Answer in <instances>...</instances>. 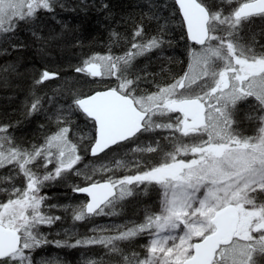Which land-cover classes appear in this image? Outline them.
I'll return each mask as SVG.
<instances>
[{"label":"snow or ice","instance_id":"1","mask_svg":"<svg viewBox=\"0 0 264 264\" xmlns=\"http://www.w3.org/2000/svg\"><path fill=\"white\" fill-rule=\"evenodd\" d=\"M56 7L85 15L90 9L103 12L108 50L93 51L90 44L81 52L75 74L95 83L86 90L67 89L68 103L60 101L64 83L42 90L53 78L60 81L61 73L33 66L23 119H13L18 112L0 115V165L7 170L0 177V192L6 195L0 199V264H54L36 254L49 244L84 247L80 259L56 264H264V0H138L125 10L110 0H0L5 79L19 64L4 58L28 47L16 33L27 28L31 42L42 44L43 55L47 39L36 26L37 15ZM56 22L59 32L50 29L51 35L77 33L71 17L57 16ZM173 28L183 33L178 39L187 66L179 60L178 67L167 69L168 77L157 80V74L145 71L147 65L138 68L135 58L153 49L163 58L165 36ZM121 42L127 49L113 50ZM175 43L167 41L170 50ZM241 104L248 105L249 121L259 125L254 135L238 127ZM74 110L86 117L84 124L76 121ZM34 114H42L38 127L50 133L38 145V137L29 143L17 135V126ZM129 140L135 142L125 152L112 150ZM89 149L94 159L111 153L115 160L130 152L139 162L112 164L130 168V174L68 180L73 193L88 197L78 205L46 204L50 196L42 192L44 185L67 177ZM145 152L161 156L139 159ZM138 184H158L162 190L156 210L145 206L139 223L93 225L90 236L76 232L75 223L67 229L61 225L56 235L67 232L64 239L49 240L41 231L66 220L56 210L72 207L74 221L109 208L116 212V204ZM138 235L147 237L142 245H132L140 251L121 246ZM97 245L105 251H92Z\"/></svg>","mask_w":264,"mask_h":264},{"label":"rangeland","instance_id":"2","mask_svg":"<svg viewBox=\"0 0 264 264\" xmlns=\"http://www.w3.org/2000/svg\"><path fill=\"white\" fill-rule=\"evenodd\" d=\"M42 11H44V10L42 9L40 12H42ZM50 11L53 14V15H51V17L45 18L40 13H38V15H37L36 26L39 30L42 31L41 35L46 37L47 48L43 52V55H41L42 54L41 51L38 50L41 47L37 48L35 52L37 53L36 57L39 56L38 57V61L40 63L39 68H42L43 66L46 65L47 67H49L50 70L60 72L61 73V80L56 81L53 78V80L49 84H46L44 86V89H42V90H46L48 88H55L57 83H64L66 86V91H65V93L60 94V101L62 103H68L69 99L66 100V98H68V97H66L67 89H72V90H76L78 88L80 89V86H82L83 82L87 81V82H90V84H93V83H95V81L92 80L90 77L88 79H84L85 74H80V76H77L75 74L77 67H79V60L83 59V57L80 55L81 52H83V51L80 50V51H76V53H74L73 51L70 50V47L67 48V41L65 43H63V45H64L63 46L62 44H60V39H62V38L53 36V35L48 33V30H50V29H49V26L45 25L46 20L49 19L51 25L53 23L58 25V23L56 22V16H59V17L65 16L64 14L66 13L67 10H63V9H60L59 7H56L55 9L50 10ZM165 14H167V11L165 12ZM177 31H179V30L177 29ZM57 32H59V31H57ZM70 32L71 31H69L67 34H63V38H65L67 36L72 38L73 37L72 35H74V34H72V32L71 33ZM16 34H20V36L19 35L17 36L20 39L23 35H27L28 41L32 40V37H31L32 34L27 28H21V30ZM0 42H2V41H0ZM12 42L15 43L16 41H12ZM38 43H40V42L38 41ZM73 44L78 45L77 42L75 41V39H74ZM107 50L108 49H104V50H100L99 52H103V51H107ZM150 52L152 53L151 55H148L147 53H141L139 56H137L135 58L136 62H138L140 60L143 63H145V62L147 63L148 61H151L152 67L147 65V67L145 68V71L147 73H149V71H152L153 68L157 67L159 63H164L166 60H168V58H170L169 47L167 46L166 40H165V55L163 58H161L159 53H157L154 49L150 50ZM63 55H64V57H63ZM4 59H7V58H4ZM137 64L138 63H136V65ZM184 66L185 67L187 66L186 59H185ZM20 68H21V66L19 65V67L16 69V71L13 72L7 79H5V80H8V81H6V83L10 84L11 83L10 80L12 78L19 80ZM67 70L68 71L70 70L71 74L66 75L65 72ZM1 73L2 72H0V74ZM150 73H152V72H150ZM68 75H70V76H68ZM29 76L31 77V75H29ZM23 78L24 77H22V79ZM149 79L151 80V77H149ZM104 82H106V81H104ZM74 84H76L75 85L76 87L74 86ZM4 86H7V85L5 84ZM8 86H10V85H8ZM152 90H154V86H153ZM48 95L51 96V92H48ZM247 109H248V105H245V104L240 105L241 123L238 125V127H240L245 132V134L254 135L256 133V131H258L259 125L256 124L255 121H249V119L245 115L247 113ZM41 115L42 114H37V117H39V119H40ZM74 115H75L76 121L78 123L84 124L86 122V119L81 120L79 117L76 116L75 110H74ZM88 123H90V121ZM52 130L54 131L55 128H52ZM23 134H24L23 137L24 136L28 137V135L30 134V136H33V138L36 134L37 135L36 137H38V141H37V145H38L39 143H42L44 141V137L50 133L42 130L39 127V129L37 128V130H33V131L25 130L23 132ZM19 135H21V134H19ZM77 135L82 138V142H87V137L83 133H78ZM20 137L22 138V136H20ZM142 139H152V138L151 137H145ZM31 141L29 143H31ZM134 142L135 141L129 140L127 143L123 144L120 148H113L112 150L113 151H122V153H123L126 151V149H123V148L131 146V144ZM165 144H167V141H165ZM141 146L143 148H147V145H141ZM168 150H170V147L164 148V151H168ZM88 152H89V150L87 152L82 153L81 160L77 161V164L74 166L73 170H69L67 177H63V176L57 177L53 182H50V183L44 185V187L42 188V192H46L50 196V199H48L46 201V204L56 205L57 201H59L57 195H59V196H62V198H63V201H59L62 205H66V206L78 205L84 199L82 196L79 197V196L75 195V193L72 192V189H71L70 185L68 184V180H73V182H75V183H80V182L84 181L86 176L87 177H93L94 176L97 179H107L109 176H113V175L119 176V175L130 174V171H131L130 168H125V167L113 168L112 164H114L116 161L122 162L125 160L129 161L132 164H136L139 162L138 160L132 159V155L130 152L127 153V155L122 154V155L116 156L115 160H113L111 153L107 154L106 156H99L98 158L94 159L93 157H87ZM160 156H161V153H159V152H157L155 154H151V155L148 154L147 152H145L144 155H141L139 157V159H141V160L146 159L147 161H155V160H158ZM41 163H42V160H41ZM55 166H56L55 163H53L52 168H54ZM77 167L80 170L79 172H77L75 170V168H77ZM102 167L105 169L104 171H101ZM6 171L7 170L4 168V166L0 165V177L3 174H6ZM18 180L22 183V178L18 177ZM1 188H2V186H1ZM150 188L152 190L150 192V197H154V200H155L154 204H155V210H156V206L158 205L159 194L162 191L160 189L159 185L158 184H149V185L138 184L131 196L125 197L122 202H118L116 204V208L118 209V211H116V212H112L111 208H109L104 213H98L94 217L88 216V218L85 217V220H83V221H74L73 220L74 210L72 207H68L67 211H65L63 209L56 210V214L58 216H64L66 218V220L62 221L61 223L58 221L57 224L53 227L43 225V226H41V231L49 233V236H48L49 240L56 239V238L64 239L68 236L67 232H65L64 235H56L57 228H59L61 225L65 229H67L72 223H75L76 224V228H75L76 232H78L80 235H89L90 236L93 234L91 232L93 225H99V226H103V227L107 228L110 226L114 227L116 224H123L126 221L136 222V220H133V219H126V218H133L136 216L130 215V217H126V218L120 217L121 213H122L123 205L126 202H127V204H129L133 200H137L140 197L145 196V194L147 193V191ZM55 191H57V192L55 193ZM153 191H155L154 194L152 193ZM70 197H71V199H70ZM2 198H6V195L4 193L0 192V199H2ZM140 209H142V208H140ZM41 210H46V209L42 208ZM110 212H111V215H109ZM142 219H143V217L141 218V216H139V220H137L136 223H139ZM122 221H124V222L120 223ZM128 226H131V223H129ZM146 239H147L146 235H138L137 237L133 238V240H136L135 245H142ZM133 240L122 241L121 246L124 247L126 244H123V243H125L126 241H133ZM132 249H134V251H140L139 247H132ZM82 251H84L83 246L72 248V247H61V246L49 244V245H47L46 248L37 249L36 254L37 255H45V256L51 258L53 260L54 264H56L57 261H61V260L74 262V261L80 259L79 253ZM92 251L102 253L105 251V248L102 245H97L95 248L92 249ZM113 259H115V257H113Z\"/></svg>","mask_w":264,"mask_h":264},{"label":"trees","instance_id":"3","mask_svg":"<svg viewBox=\"0 0 264 264\" xmlns=\"http://www.w3.org/2000/svg\"><path fill=\"white\" fill-rule=\"evenodd\" d=\"M75 2H79V0H76ZM91 2V0H89ZM138 0H110V4L115 7L117 10H125L128 7H131L133 4L137 3ZM53 15V14H52ZM65 16H62L64 18L71 17L72 21L77 24L78 30L77 33H72L75 36V41L78 45L73 44L74 39L73 37H65L60 39V44L63 45L67 41V48L70 47V50L76 53V51H84L87 47H89L90 44H94L95 47L92 49L93 51H100L104 49H108V43H107V37H108V31L105 29V21L103 19V12H97L94 9H90L89 12L85 15L80 12H70L66 11L64 14ZM57 17V16H56ZM48 21V22H47ZM40 22V21H39ZM38 24V23H37ZM45 25L49 26V29H55L56 31H59V25L53 23L51 25L50 20H46ZM177 29L179 31H177ZM49 31V30H48ZM117 31H120L117 29ZM49 33V32H48ZM71 33V32H70ZM50 34V33H49ZM17 36L20 34H16ZM71 36V35H70ZM178 37H183V33L180 32L179 28H173L172 32H170L169 35L165 36V40H174L176 43L171 46V49H169L170 58L176 57V59L173 60H166L164 63H159L157 67L153 68L152 73L157 74V80L162 79L164 77H168L170 73L167 71V69L178 67V61L184 60L185 64V58H184V45L183 42L178 39ZM28 40L27 35H23L21 37V40ZM80 41L83 44V47H81V44L78 43ZM55 42V41H54ZM64 46V45H63ZM42 47V44L38 43H32L31 41H28V47L23 50H13L7 58L10 62L13 59H17L18 64L21 66L19 70L20 78L19 80H16L15 78H12L10 81L11 83H6L3 74H0V115L4 113H13L18 112L17 115L13 116L14 120H22V109H23V99H24V93L25 89L30 85L31 83V71L30 69L33 66L39 67L40 63L38 61L37 53L35 52L37 48ZM127 45L121 43H117L115 45V48L113 50L121 51L126 50ZM59 53V52H58ZM56 54V53H55ZM39 55V54H38ZM42 55V54H41ZM42 57V56H41ZM64 57V55H63ZM63 61V60H62ZM66 61V60H65ZM3 59H0V64H3ZM64 62V61H63ZM140 62V63H139ZM138 63L136 66L143 67L145 65L151 66V61H148L147 63H143L141 60L136 62ZM55 65V64H54ZM152 67V66H151ZM162 68L164 71L162 72ZM21 71V72H20ZM67 74H71L70 70L65 72ZM70 76V75H68ZM3 77V78H2ZM22 77H24L22 79ZM7 86H4V85ZM10 85V86H8ZM73 85V84H72ZM76 84H74L75 86ZM91 84L90 82H83L82 86H80V89H87ZM76 87V86H75ZM79 89V88H78ZM69 98H66L68 100ZM76 116L79 117L81 120H85L86 117L81 114L79 110H75ZM44 123L43 120L39 119L37 117V114H34L33 117L28 118L26 121H24L21 125L17 126V130L19 133L17 135L22 136V138H26L29 140V142L33 139V136L28 135V137H23V132L25 130H37L39 129L38 125H42ZM55 123V122H54ZM53 123V125H54ZM54 128V126H53ZM37 134V133H36ZM34 138H36V135ZM87 157H90L89 153H87ZM99 157V156H98ZM151 188L147 191L145 196L140 197L137 200H133L129 204L124 203L121 218H126L132 216H136L133 218H126V219H133V220H139V216L144 217L145 212V206L152 207L155 210V200L154 197H150ZM57 191H55L56 193ZM79 197L81 195L75 194ZM58 196L59 201H63L62 196ZM142 208V209H140ZM143 210V211H142ZM141 213V214H140ZM88 218V216H87ZM125 220V219H124ZM121 221V220H120ZM124 221L120 222L123 223ZM136 240L133 241H126L123 244H126L124 247H128L129 251H133L132 245L135 244ZM129 245V246H128Z\"/></svg>","mask_w":264,"mask_h":264},{"label":"flooded vegetation","instance_id":"4","mask_svg":"<svg viewBox=\"0 0 264 264\" xmlns=\"http://www.w3.org/2000/svg\"><path fill=\"white\" fill-rule=\"evenodd\" d=\"M41 10H42V9H41ZM41 10H39L38 13L42 14V16H44L45 18H46V17H51L52 12H51L50 10H44V11L40 12ZM4 175H5V174H3L1 177H3ZM1 186L3 187L4 185H3L2 183H0V188H1ZM154 192H155V191H153L152 193L154 194ZM83 198H84V200H85V197H83Z\"/></svg>","mask_w":264,"mask_h":264},{"label":"water","instance_id":"5","mask_svg":"<svg viewBox=\"0 0 264 264\" xmlns=\"http://www.w3.org/2000/svg\"><path fill=\"white\" fill-rule=\"evenodd\" d=\"M89 155L91 156V157H93V154L91 153V151H90V149H89ZM97 156H99V154H97ZM76 194H80V195H83V196H85V198L87 199L88 197H87V195L86 194H84V193H79V192H76Z\"/></svg>","mask_w":264,"mask_h":264}]
</instances>
